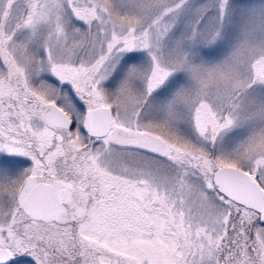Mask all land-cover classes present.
<instances>
[{
  "label": "snow or ice",
  "instance_id": "6c2138e0",
  "mask_svg": "<svg viewBox=\"0 0 264 264\" xmlns=\"http://www.w3.org/2000/svg\"><path fill=\"white\" fill-rule=\"evenodd\" d=\"M0 264H264V0H0Z\"/></svg>",
  "mask_w": 264,
  "mask_h": 264
}]
</instances>
